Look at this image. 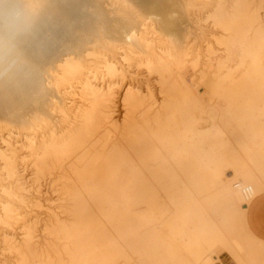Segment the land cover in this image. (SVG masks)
Returning a JSON list of instances; mask_svg holds the SVG:
<instances>
[{
	"label": "bare ground",
	"instance_id": "6f19581e",
	"mask_svg": "<svg viewBox=\"0 0 264 264\" xmlns=\"http://www.w3.org/2000/svg\"><path fill=\"white\" fill-rule=\"evenodd\" d=\"M65 1L18 0L17 4L11 5L26 8L32 20L31 27L27 31L11 37L13 46L20 44L21 38L36 37V24L40 23L41 14H45V18L40 25L46 26L54 19L55 8ZM98 1L103 3V0ZM106 1L113 3L112 1L121 0ZM180 1L166 0L172 8L179 6L182 3L179 4ZM182 1L185 2L187 12L197 10V19L199 20L206 14L204 18L211 20L214 26L219 29L220 35H214L216 36L214 41L218 48L207 44L203 56L196 52L195 58L188 59L189 53L184 49L185 47L180 45L179 17L170 18L173 16L172 13L164 8L162 9L165 10V13L160 17L154 13V10L145 16L135 14L134 12L137 11L135 10L132 15H127L128 19H125L127 18L125 14L124 19L128 20L129 27L123 29L122 41L112 45L122 63L128 67L135 66L137 72L142 69L146 76L154 79L150 83H153L156 92L152 90L149 83L142 84L141 79L136 83L134 80H129L125 84V76L117 66V61L108 57L103 49L102 52L101 49H96L97 47H93V49L78 47L82 49L81 53L83 52L87 58L94 54L103 56V60H100L99 63L103 64L102 68L107 76L104 75L108 77L107 82L102 80L99 82L101 85L98 83L97 67L90 66L91 63L85 64V60L83 62L80 59L79 53L68 52L62 56H59L62 52L58 56L55 53L49 64L51 63V70H53V66L55 68L53 72L56 75H54L66 83L65 89L61 91L62 96L69 98L73 84L79 88V91L72 95L74 96L71 97L73 102L68 107L61 108L62 106L57 105V100H51L49 97L50 102L48 100V102L34 106L32 110H25L22 107L25 105L24 103L36 100L48 88L49 82H46L47 79L40 80V74L37 75L39 77H36L35 62H28L19 53L12 58L14 66L10 71L18 72L27 66L33 75L29 77L27 83L23 80L19 81L15 88L12 86V77L3 80L9 70H5L3 61H0V140L11 148L10 146L13 145L10 142L11 136L18 134L20 129L26 132L25 142L22 145L26 149L24 156L18 158V156L8 155L2 148L0 149V174L10 181V185H5L0 179V191L6 196V200L0 199V229L7 230L9 222H15L22 214L19 212L20 205H27V200L19 196L14 188L24 184L22 180H27L19 170V164L24 168L23 172L27 168L31 169L33 179L28 180L33 183L50 178L58 168L63 167V174L59 177L62 182L61 189L67 200L73 203L70 210L73 221L70 225L59 224V220H56L55 224L47 226L49 231L58 234L59 239L64 240L65 245H69L63 248L62 253H59L55 260H49L42 254H36L31 248L32 243L28 235L22 241V247L16 246L12 237H8L6 234L2 236L4 245L10 246L17 256L15 264H149L145 259L143 246L149 247L151 243L146 240L147 238L144 239V235H151L153 229L157 233L160 230L164 233L169 231L160 228L158 221L152 222L154 214L149 199L153 198V195L149 193L143 195L140 191V187H144V184L147 188L155 186L150 162L160 157L168 164L167 168L174 171L179 154L191 140H199L206 131L232 132L235 120L250 122V126L244 127L245 139L233 153L232 165L236 168L232 174L233 180H227L225 172L211 174L207 177L204 175L206 169L204 164L189 158L186 165L197 167L190 179L196 192L194 196L191 195V192L189 195L183 194L180 199L184 201L189 199L194 204L195 202L198 204L197 200H206L207 190H214L220 195L225 188L234 190L233 194H236L238 198H244L247 196L248 184H250L251 198L256 190L264 185V175L260 170L264 151L260 146L248 142L249 139L264 133V127L258 126L263 123L264 119V23L259 21L258 9L251 7L249 0H194L195 2L192 0L193 3ZM123 2L126 3L127 0H123ZM78 3L80 4V2ZM155 3L156 0H142L141 2L142 6H149L150 10L157 6ZM161 6L163 7V5ZM101 12L100 15L111 16L112 14V12L103 14ZM153 19L157 20L158 24L164 20H172L168 24L164 22L161 25L164 29L171 28L173 31L170 33L166 30L169 34H164L174 47L173 53L172 49L170 51L156 45L157 38L155 40L154 37L160 31L151 27L150 23ZM191 23L193 24V21ZM83 32L76 37L77 42H81L89 33L88 31ZM8 38L5 31L0 28V42L6 41ZM163 38L161 39L163 40ZM67 42L70 41L67 40ZM91 42L97 45L99 41L95 38ZM91 42L89 41V43ZM109 42L111 41L108 39L106 43ZM102 47L104 48V46ZM37 53L39 54V52ZM81 56L83 55L81 54ZM234 57H238L235 69L244 71L243 76H230L232 67L229 66V63L233 61ZM93 65L96 64L93 63ZM123 87L122 116L119 114L121 119H115L111 112L114 90L118 91ZM17 89L21 91L20 97L15 92V90L18 91ZM56 90L58 91V89ZM248 90H250V95L245 94ZM207 112L208 114H206ZM57 113L65 117L63 120L65 124L62 127L52 124L51 120L54 119L52 116ZM42 123L46 125L49 123L52 126L50 125L51 127L47 130L45 128L43 131L40 130V133L35 136L34 126L40 128ZM159 123L165 124L160 126ZM171 123H179V126H174ZM201 123L206 124L202 126ZM152 124L156 125L155 130H153ZM15 150L11 151L15 152ZM124 168H130L132 175L129 184L119 193L121 197H126L128 200L127 206L120 209L113 202L110 189L116 183L115 178H117L118 172ZM247 171H250V175L246 174ZM229 183H232L231 187H228ZM156 194L158 198L173 202L171 193L166 189L158 190L157 188ZM221 198L227 200L229 205L240 203V201L234 202L231 194ZM171 212L175 213V208L172 207ZM83 217H95L94 225L92 227L89 224L84 226L82 224ZM178 218L182 231L184 230L186 235L183 234L186 237L183 240H187L189 245L187 246L184 241L181 244L178 241L172 243L170 240L167 241L168 245L173 250L178 247L186 249L189 253L186 257L190 264H215L220 255H218L220 245L224 241L216 236L214 221L210 217H201L200 221L196 222H186L184 217ZM151 222L155 225L153 226ZM223 225L225 234L234 238L233 247L229 253L230 256L232 255L233 264H264V240L252 237L246 229L244 217L238 221L233 216ZM238 226L239 228H237ZM90 228L91 233H87ZM238 229L244 236L248 234V237L245 238L248 241L246 244L242 243L241 235L239 236V232H237ZM89 239H92L91 242L88 241ZM88 245L91 247L86 249L85 246ZM64 256L67 257L66 263L63 260ZM159 258L163 259L160 256ZM172 263L171 261L170 264Z\"/></svg>",
	"mask_w": 264,
	"mask_h": 264
},
{
	"label": "rangeland",
	"instance_id": "374dc122",
	"mask_svg": "<svg viewBox=\"0 0 264 264\" xmlns=\"http://www.w3.org/2000/svg\"><path fill=\"white\" fill-rule=\"evenodd\" d=\"M89 1L88 0H66L64 3L59 4L55 8L54 19L51 20L46 26L40 25L43 18H45V14L42 13L40 16V19H39L40 23L36 24L37 30L35 28L37 36L34 38H32V37L29 38V36L21 38L20 44L15 45L13 47L12 58L17 56V54L21 53L23 55V57L27 59L28 62H31V61L35 62V64H36L35 70L37 69V71H35V73L37 72L36 77L41 76V77H39L40 80H46L47 79L46 82H49L48 88L41 93L42 95L40 94L41 96L39 95L36 98L37 101L34 99V100L29 101L30 103H27V102L24 103L25 105L22 106L23 109L32 110L34 108V106H36V105H40L43 102H48V100L50 102V98H51V100H53V99L57 100V103H58L57 105L60 107L62 106L61 108L68 107V106H70L71 102H73L71 100L72 99L71 97H74L72 95L77 93V91H79V88L77 86H75V84H73V89L69 93L70 99L67 98L68 96H66V97L62 96L61 91L63 89H65L66 83L62 82V79L60 77L57 78L58 76L57 77L55 76L56 73L53 72V70L55 68L53 66V68H52L53 70H51V65H50L51 63L49 64V62H51V57L53 59L55 53H56V56L61 54V52H62V54L59 56H62V55H64V53L66 54L68 52H72V53L75 52L77 54L79 53L80 59L83 62L85 60V62H84L85 64L89 65L91 63L90 66H95V68L97 67V74H99L98 83L102 80L103 81L105 80V82H107L108 77H106L107 74L104 71V68H102L103 64L99 63L103 60V56L102 55L97 56L96 54H94L95 56L90 55V58H87L84 56L83 52L81 53L82 49L90 48V47H91V49H93V47H97L96 49H98V48L101 50L103 49L104 53L108 57H111V58L115 59V61H117V66H119V68L121 69V71L123 72V74L125 76V78H124L125 84L129 80H134L135 83L142 80L141 81L142 84L149 83V85H151L152 90H155V92H156L155 86L153 85V83H150L154 79H150L149 76H146V73H144V70L140 69L137 72V69L135 66L132 65V66L128 67V65L126 66V64L122 63L119 60V58H118L119 56L116 54L115 49L112 47V45L115 42L122 41V38H121L122 31H123V29H125V28L127 29V27H129L128 20H125V19H128L129 17H127V15L128 16L132 15V13L135 10H137L136 12H134L135 14H141L143 16H145L146 14H149L151 11L154 10L155 11L154 13L158 14L159 17L161 16V14L165 13V10H166L169 13L170 12L172 13L173 16L170 18L175 19V18L179 17L178 18L179 24L181 25L180 26V28H181L180 29V37H181L180 45L183 48L185 47L184 49H186L187 52L189 53L188 57H187L188 59L195 58L197 53L200 56H203L204 52H205V47L207 46V44H211L212 47L218 48V46L215 44L214 37L220 35L219 29H217L214 26V24L211 20H207L204 18L206 14L203 15V18L199 20V19H197L198 18L197 10H194L193 12H187L185 10V5H184L185 2L182 0L179 2V4L181 2L182 3L179 6H176V8L170 7L167 4L166 0H156L155 4L157 6L151 10H150L149 6L147 7V5L142 6V4H143V3L141 4L142 0H127L126 3H124L123 0H121L122 2L121 1H117V2L112 1L113 3H110V1L107 3L106 0H103L102 1L103 3L99 2L98 0H89ZM71 2H72V4H71ZM78 2H80V4ZM157 2H158V4H157ZM186 2L193 3L195 1L193 0V2H192V0H188V1L186 0ZM115 3H116V5H115ZM130 3H132V4H130ZM98 4H100V5H98ZM106 4L107 5L109 4V5L107 6ZM119 4H121V5H119ZM122 4H124V5H122ZM249 4L251 7L258 9L259 21L264 23V0H249ZM93 5L95 8L92 7ZM112 5H114V6H112ZM128 5H130V6L128 7ZM161 5H163V7ZM101 6L102 7L106 6V7L102 8ZM119 6H122V7H119ZM159 6H161V7H159ZM177 7H179L180 9ZM125 8H126V10H125ZM162 8H164L165 10ZM176 9H178V10H176ZM99 10H100V12L102 11L101 14L109 13V12H112V14H111V16L110 15H108V16L107 15H100ZM118 11L120 12V14ZM143 12H145V13H143ZM86 13H87V15H84ZM89 13H90V15H89ZM195 13H196V15H195ZM96 14H97V16H96ZM116 14H117V16H116ZM125 14H126L127 18H125ZM67 15H70V16H67ZM185 15H186V17H185ZM88 17H89V19H88ZM183 17H185L187 19H185ZM75 19H77V20H75ZM99 19H101V20H99ZM67 20H68V22H67ZM168 20H164L165 24L166 23L168 24V22L172 21V20H169V21ZM88 21H90L91 23ZM192 21H193V24L191 23ZM93 22L95 25L93 24ZM152 22H153V24H152ZM152 22L150 23L151 27H154L157 29V31H160V32H157L158 35H156L154 37L155 40H156V38H157V40L160 39V40H158L159 42L156 40V45L162 46L163 48L168 49L170 51L172 49L171 52L173 53L174 47H172L173 45L168 41L167 36H165V35L169 34V33H167V31L170 33L173 32L172 29L171 28L164 29V27L161 25V23H164V22H160L159 23L160 25L158 24L157 20L155 21L153 19ZM39 26H40V28H39ZM105 26H106V28H105ZM108 27L112 30H110ZM86 28H87V30H84ZM95 29H96L97 33H96ZM168 29H170V30H168ZM104 30H105V32H104ZM83 31H85V32L88 31L89 33H87L86 36L83 38L84 40L82 39L81 42H77L76 37L78 35H81L82 33H84ZM190 31H191V33H190ZM109 33H111V34H109ZM162 33H163V35H162ZM96 35H98V36H96ZM214 35H216V36H214ZM52 36H54V37L52 38ZM102 36L104 38H101ZM112 36H114V37L116 36V37L114 38ZM95 38H97L99 41L97 45H95L96 43L91 42ZM161 38H163V40ZM85 39L88 41H86ZM108 39L111 41L108 43L109 45L106 43V42H108ZM67 40L70 42H67ZM73 40L75 41V43ZM40 41H41V43H40ZM89 41L91 43H89ZM87 42H88V44H86ZM100 43H102V44H100ZM44 45H46V46H44ZM49 46H51V47H49ZM102 46H104V48ZM71 47H73V48H71ZM78 47H80V48L83 47V48L80 49ZM75 48H77L78 50ZM103 50H102V52H103ZM41 51H42V54H41ZM37 52H39V54ZM44 52H46V53H44ZM81 54L83 56H81ZM101 56H102V58H101ZM237 58L238 57H234L233 61H231L229 63V66L232 67V71L230 72L231 77H235V76L239 77V76H243L245 74L244 71L235 69ZM93 63L96 65H93ZM39 64H40V66H39ZM97 65L100 67H98ZM123 66H125V67H123ZM41 67H42V69H41ZM27 68L28 67L26 66L18 72L15 70L14 73H13V71L12 72L9 71L7 74L4 75L3 80L4 79H11V77H12V79H11L12 86L15 88L18 86L19 81L23 80L25 83H27L29 80V77L31 75H33L32 71H30V69H27ZM47 69H48V71H47ZM129 72H130V74H129ZM104 74H106V76ZM134 74H136V75H134ZM37 75H39V76H37ZM104 78H106V79H104ZM52 81H54V82H52ZM98 83H96V85H98ZM63 84H65V85H63ZM99 84L101 85V83H99ZM60 85H61V87H60ZM56 89H58L59 92ZM15 92H17L16 93L17 96L19 95L18 97L21 96V91L15 90ZM123 93H124V87L118 91L114 90V98L112 100L111 112L113 113V116L115 119H121V116H122L121 97H122ZM245 94L250 95V90H248V92L246 91ZM61 101H62V103H61ZM67 101H69L70 103L68 102V104H67ZM64 105H66V106H64ZM25 106H27V107H25ZM28 106H30V107H28ZM248 109H250V108H248ZM29 114L31 115V113H29ZM206 114H208V112ZM52 117H54V119L51 120L53 126H56V127L64 126L65 121H63V120H65V117H62V115H60L59 113L53 115ZM66 121H67V118H66ZM160 122H162V121H160ZM48 124L46 125V124L42 123L40 125V128L37 126H34V129H35L34 134H36L35 136H37L38 133H40V130L43 131L44 128H45V130H47L52 126L51 124H49V125ZM164 124L165 123H159L160 126H163ZM171 124L174 126H179V123H171ZM205 124L206 123H201L200 125L203 126ZM208 125H212V124L209 123ZM232 126L234 128V130L232 132H210V131H206L202 134V136L199 140H197V139L191 140L185 146L184 150L179 154V156L177 158V165H176L174 171L168 169L167 168L168 164H166L160 157L156 158L150 162L151 174L153 176V182L155 183V186H153V187L151 186V188H147V187H145V184H144V187H140V191L143 195L148 194V193L153 195V198L149 199V202H151V206L153 208V214H154V216L152 214V216H153L151 219L152 222L155 223L156 221H158L160 223V226L158 224V226L160 228H165L169 231L167 233H164L158 227L160 230L159 233H157L153 229L151 232V235L150 234L144 235V239L147 238L146 240H148L149 243H151L149 247L143 246L144 247L143 248L144 256H145L146 261L149 264H155V263L156 264H166V263L170 264L171 261L173 262L172 264H190V262L187 260V257H186V255L189 254L186 251V249H184L182 247H178V248L173 250L172 247L168 245L167 241L170 240V241H172V243L178 241L181 244H183L185 242L186 245L188 246L189 244H188L187 240L186 241L183 240V238L184 239L186 238L185 237L186 235H185L184 230L182 231V227L180 225L181 222H180L178 217L186 218L184 220L186 222H188V221L189 222H196V221H200L201 217H206V216L210 217L214 221L215 228H216L215 231L217 232L216 236L224 241L221 243L220 251L218 252V255L220 254V256H219L220 261H218L216 264H221V263L227 264V263L231 262L229 255L227 253H225V252L221 253L223 251H227L230 253L231 249L233 247L232 244L234 243L233 242L234 238L232 236H228L227 234H225L224 228H223L224 227L223 223L232 219L233 216L236 217V220H238V221L240 220V218L243 219L242 216H243L244 209H245L246 205L248 204V201L250 200V184L247 185V188H246L247 189V196L244 198H238L236 196V194L235 195L233 194L234 190L229 189V188H225L224 190L221 191L222 192V194H220L221 197L225 196L227 194H231V198L233 199L234 202L240 201L239 204L235 203L234 205H231L234 208L235 207L237 208L238 214H234V215L231 214L230 217H215L212 214V210L215 208V206H213V205H211V206L207 205L206 206L205 203L204 202L202 203V201H200V200H197L198 204H196V202H195L196 205L194 204L193 201H189V199H187L185 202H183L184 200H181L180 197L183 194H188V195L191 194L193 192V189H194V186L192 185V182L190 181V179H191V176L193 175L194 171L197 169V167L193 166V165H191V166L186 165L187 159H189V158H193L194 161H196V162L201 161V163L204 164V166L206 168L205 172H204L205 176L208 177L211 174H219L220 172H225L227 174L226 179L229 181L233 180L232 174L236 170V168L233 167V165H232L233 164V153L236 150V148L240 145V143H242L244 141V139H245V136L243 135L244 127H249L250 122L248 123V122H244L243 120H235ZM258 126L264 127V119H263V123L258 124ZM152 128H153V130H155L156 125L152 124ZM18 134L16 133V134L11 136L10 142L13 143V145L10 146L11 148H9V146H6L0 140V149L2 148V150L8 155H13V156L16 155L19 158L20 156H24L26 154V149L24 147H22V145L25 142L24 137L26 135V132L24 130L20 129ZM22 135H23V137H22ZM248 142L249 143L251 142L252 144H256V146H260L262 151H264V133L259 135V136L254 137L251 140L249 139ZM11 150H15V152L11 151ZM0 163H1V160H0ZM18 168L21 171V173L23 174V176L26 177L27 180L26 181L22 180L24 184L20 185L19 187H14V188H16V192L19 194V196H22L24 199L27 200L26 201L27 205H20L21 207L19 208V212H22V214L20 215L21 217L18 216L19 219L16 220L15 222H13V221H11L12 223L9 222V226H8L7 230L5 228H1L2 230L0 229V264H15L16 260H17V256H16L15 252L13 251V249L10 248V246H8V245H4V243L2 242V236L4 234H6L8 237H12L13 241L16 242V246H18V247L23 246L22 241L25 239L26 235H28V237L30 238V242L32 243L31 248L34 249V252L36 254H38V255L42 254V255H44V258H49V260H51V259L55 260L58 257L59 253H62L63 248L68 247L69 245H65L64 240L59 239L60 236L58 234L52 233L51 231H49L47 229V226L51 225L52 223L55 224L56 220H59V224H63V225H70L71 221H73V217H71V214H70V210L72 209L73 203L71 201L67 200L65 194L63 193V190L61 189L62 182L59 179V177L63 174L64 168L63 167L58 168L50 178L39 180L36 183H33L32 181L29 182V180H28V179L33 177L31 169L27 168L26 170H24L25 172H23L22 170L24 168H22V165H20V164L18 165ZM0 173H1V171H0ZM246 174L250 175V171H247ZM131 175H132V171L130 168H124L122 171H119L117 174V178H115L116 183H114L112 185V188L110 189V193L112 194V197H113V202L120 209L127 206L126 203L128 200L126 197H121L119 195V193L129 184V181L131 180ZM0 179H1V182L2 183L4 182L5 185H10V183H9L10 181L8 179H6V177L4 175H1ZM222 180H224V179H222ZM181 181H182V183H181ZM229 184L230 185H228V187H231L232 183H229ZM157 188H158V190L166 189L171 193V195H172L171 199L173 200V202H171L172 204L169 202V200H163V199L157 197V194H156ZM263 188H264V185L261 188L257 189L256 192L254 193V195L258 191L262 190ZM206 193H207V191H206ZM0 199L6 200V196L1 191H0ZM172 207L175 208V210H176L175 213L171 212ZM205 209H207V212L205 211ZM209 210H210V212H209ZM83 218H84V220H83L82 224L84 226H87V224H89L92 227L94 225L95 217H83ZM85 218H86V220H85ZM87 218H89V219L87 220ZM152 222H151V224H152ZM156 226H157V224H156ZM237 228H239V226ZM5 230L7 231V233ZM171 230H173V231H171ZM239 230L240 229L237 230V232H239L238 235L239 236L241 235L240 239H241L242 243L246 244L248 241H246L245 238L248 237V234L244 236V234ZM84 232H86V230H84ZM105 232H106V230H105ZM153 232H155V233H153ZM87 233H91V228L88 229ZM91 240L92 239H89L88 241L91 242ZM89 247H91V245L85 246L86 249ZM155 256H156V258H155ZM159 256L163 257L164 260L159 258ZM165 258H166V260H165ZM63 260H64V262L67 261V257L64 256ZM164 261H166V262H164Z\"/></svg>",
	"mask_w": 264,
	"mask_h": 264
},
{
	"label": "crops",
	"instance_id": "0c3cea01",
	"mask_svg": "<svg viewBox=\"0 0 264 264\" xmlns=\"http://www.w3.org/2000/svg\"><path fill=\"white\" fill-rule=\"evenodd\" d=\"M261 165L262 166L260 170L262 174L264 175V153H263ZM195 192L196 191L193 189V192L191 195L194 196ZM205 196H206V200H203L202 203L205 201L204 203L206 206L207 205L215 206V208L212 210V214L215 217H230L231 214L233 215L238 214L237 208L236 207L234 208L231 205L229 206L227 200H224L223 198H221V196L217 194L216 192H214V190H207V193L205 194ZM205 211L207 212V209H205ZM242 217H244L246 229L252 235V237L264 240V188L258 191L255 195H253L250 198V200L248 201V204L246 205L244 209ZM224 252L229 255V252L227 251H223L221 253H224ZM219 256H218V261H220ZM229 258H230V261L231 260L232 261L227 264H233L234 262L232 259V255L231 256L229 255Z\"/></svg>",
	"mask_w": 264,
	"mask_h": 264
},
{
	"label": "clouds",
	"instance_id": "9594fccd",
	"mask_svg": "<svg viewBox=\"0 0 264 264\" xmlns=\"http://www.w3.org/2000/svg\"><path fill=\"white\" fill-rule=\"evenodd\" d=\"M18 0H0V28L9 37L0 42V61H3L5 70H12L14 61L12 59L13 43L11 37L27 31L31 27V16L29 11L22 6H11Z\"/></svg>",
	"mask_w": 264,
	"mask_h": 264
}]
</instances>
